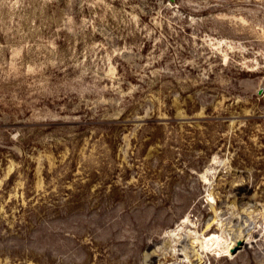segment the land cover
Returning <instances> with one entry per match:
<instances>
[{
  "label": "rangeland",
  "instance_id": "rangeland-1",
  "mask_svg": "<svg viewBox=\"0 0 264 264\" xmlns=\"http://www.w3.org/2000/svg\"><path fill=\"white\" fill-rule=\"evenodd\" d=\"M0 264H264V0H0Z\"/></svg>",
  "mask_w": 264,
  "mask_h": 264
},
{
  "label": "bare ground",
  "instance_id": "bare-ground-1",
  "mask_svg": "<svg viewBox=\"0 0 264 264\" xmlns=\"http://www.w3.org/2000/svg\"><path fill=\"white\" fill-rule=\"evenodd\" d=\"M211 242H213V244H214V240L212 239V240H208V241L206 242V245H210Z\"/></svg>",
  "mask_w": 264,
  "mask_h": 264
},
{
  "label": "water",
  "instance_id": "water-1",
  "mask_svg": "<svg viewBox=\"0 0 264 264\" xmlns=\"http://www.w3.org/2000/svg\"><path fill=\"white\" fill-rule=\"evenodd\" d=\"M260 93H262V90L260 91Z\"/></svg>",
  "mask_w": 264,
  "mask_h": 264
}]
</instances>
